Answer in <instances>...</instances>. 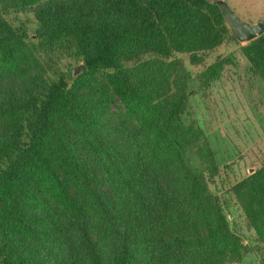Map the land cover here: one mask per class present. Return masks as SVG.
<instances>
[{
    "label": "trees",
    "instance_id": "16d2710c",
    "mask_svg": "<svg viewBox=\"0 0 264 264\" xmlns=\"http://www.w3.org/2000/svg\"><path fill=\"white\" fill-rule=\"evenodd\" d=\"M11 14L33 16L39 46L26 43L28 28ZM231 42L234 31L213 0H0V264L237 257L206 176L217 173L212 149L183 123L186 81L169 97L170 75L157 90L136 84L125 65L140 54L206 56ZM242 50L264 82V35ZM63 54L82 60L86 72L71 81L59 68ZM222 63L207 81L219 79ZM97 73L108 87L92 108L83 93L99 91ZM114 98L138 124L133 133L120 129L124 154L94 138ZM195 146L202 173L188 157ZM232 192L264 241V167Z\"/></svg>",
    "mask_w": 264,
    "mask_h": 264
},
{
    "label": "rangeland",
    "instance_id": "374dc122",
    "mask_svg": "<svg viewBox=\"0 0 264 264\" xmlns=\"http://www.w3.org/2000/svg\"><path fill=\"white\" fill-rule=\"evenodd\" d=\"M225 1L248 24L264 20V0ZM7 18L15 26L25 24L30 35L26 43L35 42L39 46L37 25L33 23L32 15L11 14ZM246 45L231 42L206 56L140 54L136 59H125V65L138 85H156L159 90L167 87V75H170L169 97L181 94L183 90L180 88L186 81L188 100L183 123L195 126L202 134L201 140L207 141L212 149L217 173L212 178L206 173L210 178V191L218 198L215 207H222L239 250L237 257L229 251L226 264H264V241L250 226L232 192L235 185L264 167V82L251 71L242 50ZM50 51L54 54L60 52L58 48ZM45 53L38 48L40 58H46ZM220 60L223 63L219 79L207 81L209 68ZM81 61L63 54L59 68L69 77L71 70L83 63ZM48 75L55 78L52 71ZM94 79L99 91L89 89L83 93L92 108L102 103L101 91L108 87L102 73L95 74ZM122 128L133 133L137 131L138 124L129 118L123 104L114 98L102 118V129L94 138L105 147L120 148L124 154L126 140L120 132ZM188 157L194 170L198 173L205 171L196 146ZM53 206L56 207L55 204Z\"/></svg>",
    "mask_w": 264,
    "mask_h": 264
},
{
    "label": "water",
    "instance_id": "95a60500",
    "mask_svg": "<svg viewBox=\"0 0 264 264\" xmlns=\"http://www.w3.org/2000/svg\"><path fill=\"white\" fill-rule=\"evenodd\" d=\"M213 4L220 9L224 19L234 31L235 38L239 43L248 44L264 35V20H260L256 24H248L233 11L225 0H213ZM86 70L87 67L83 63L75 66L70 72L69 79L73 80L77 78L85 73Z\"/></svg>",
    "mask_w": 264,
    "mask_h": 264
}]
</instances>
